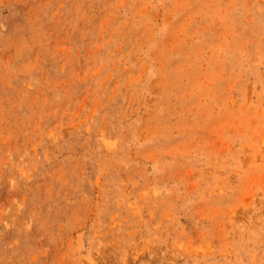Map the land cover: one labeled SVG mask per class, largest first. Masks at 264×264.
Masks as SVG:
<instances>
[{
  "label": "rangeland",
  "instance_id": "374dc122",
  "mask_svg": "<svg viewBox=\"0 0 264 264\" xmlns=\"http://www.w3.org/2000/svg\"><path fill=\"white\" fill-rule=\"evenodd\" d=\"M0 264H264V0H0Z\"/></svg>",
  "mask_w": 264,
  "mask_h": 264
}]
</instances>
